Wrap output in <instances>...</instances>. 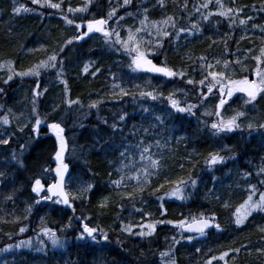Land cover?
I'll return each instance as SVG.
<instances>
[{
	"label": "trees",
	"instance_id": "1",
	"mask_svg": "<svg viewBox=\"0 0 264 264\" xmlns=\"http://www.w3.org/2000/svg\"><path fill=\"white\" fill-rule=\"evenodd\" d=\"M27 0H18V3H26ZM55 2V0H54ZM68 0H66L65 7ZM203 0H189L188 10H182L183 0H165L166 7L161 8L156 4V0H133L132 5L127 8L128 12H136L137 7L148 9L150 20H161L164 16H174L177 19L178 26L190 27L192 22L200 21L199 13L195 12L193 5H199ZM225 6L234 8L247 5L242 18L253 17L247 26L235 25L229 28V21L214 16L208 23L201 21L202 33L194 35H182L179 41H172L171 38L165 41L163 49L160 50L154 61L161 63L167 61L168 65L176 69H188V75L185 79L191 77L195 80L201 78L199 71V62L193 63L200 56H207L209 62L215 63V59L224 56V44L219 43L225 33L230 34L228 39L229 60H235L237 57L248 71L235 66L234 78H240L248 75L249 71L255 67V61L250 59V55L258 54L259 48L264 46V40L261 39L264 34L259 27L264 26V11L252 9V5L259 8L262 0H223ZM13 0H0V62L12 60L15 62L16 71H22L41 59H46L47 54L53 50L59 49L64 42L77 34L74 25H67L55 9H41L37 5L29 7L35 9L33 12L12 13ZM73 7L82 5L83 0H70ZM108 0H93L89 6V12L85 14H76L77 22L83 15L86 18H100L106 16L109 11ZM210 10L215 11V4L209 6ZM205 11V14L207 10ZM42 13V14H41ZM119 15H125V10L121 9ZM70 18H72L70 16ZM137 17L126 16L121 22V35L126 33L124 28L130 26H139ZM112 26H116L110 21ZM246 37L241 39V37ZM211 38V39H210ZM218 41L212 44V40ZM238 42V43H237ZM211 45V47H210ZM44 46L45 51H29L30 49H39ZM246 49H253V53L245 54ZM235 53V55H232ZM186 55L192 57L191 60L185 59ZM63 59L64 76L68 82L71 98L79 97L85 107L77 109L73 106L72 110L65 113L63 100L65 99L64 85L60 83L56 76V69H50L42 72L39 78L42 79L41 89L47 88L48 91L39 97L37 101L38 110L41 116L51 111L53 104H60V110L55 113L57 119L63 118L65 126V135L68 138V151L66 152L65 162L69 164V178L66 187L75 190L83 184L92 183L96 185L93 193L89 194V199L76 201V213L80 215L83 211L86 215L93 218V223L99 224L101 228L109 232L110 242L95 244L91 241H80L75 239L77 235V225L66 231H60L70 216L73 215L70 209L63 206L53 205L50 202H42L39 205H33L31 212L27 208L32 204L31 183L34 178L44 176L51 182L54 172L51 174L43 173V168H55L52 159L55 150V138L49 134L41 135L38 140H30L29 130L24 133H18L16 139L9 145H0V170L6 171L7 178L0 183V249L8 245L13 247L7 251H0V264H162L160 252L168 251L171 246V238L176 235L179 238L178 231L171 225H158L156 232L152 237L139 238L127 236L120 233V219L126 222L131 220L134 223L141 222V214L132 211V205L127 201H121L120 197L109 187L108 173H113V179L117 178L114 168L119 163V151L123 150L122 143H136L139 139L145 138L146 142H154L160 139L161 143L165 139L168 144L163 149L152 148V152L163 156V167L158 175L151 179L150 187L143 194V205L136 203V207L143 208L145 213H151L150 217H144L145 222H151L152 219L179 220L190 214L215 213L218 222L224 229L223 232H211L203 240L193 243L181 241L175 245L172 255L177 260V264H192L193 259L196 264L199 260L206 261L209 249L216 248L217 242L228 244L232 238L240 239L246 234L248 239L244 240L243 246L246 249H254L264 245L260 243L262 234L253 233L255 227L264 223V213L254 214L241 227L237 228L233 223L231 216L233 208H224L223 202L229 201L233 206L242 203L247 196L248 184H257L259 179L256 173L261 167H264V130L251 131L246 125L264 123V99L257 98L252 104L245 105L243 97L237 96L229 101L225 107V118L230 117L237 110H244L246 117L241 119V129L220 136H214L212 132L200 121L213 119L214 117H203L201 113L205 110L213 111L218 97L210 96L207 101L197 110L196 116L187 115L175 116L174 119L166 120V126L160 129H154L152 134L144 137V134L138 133L136 137H128L132 125L138 129L148 127L151 116L142 113L143 107H151L155 114L164 115L162 111L167 108V104L160 101H133L131 96L113 97L110 94V86L113 83L111 73L118 74L124 81L125 87H131L132 84H140L142 87L151 79L152 85L159 87L161 91L168 94L173 89H184L187 92L189 103H199L197 88L186 85L184 80L179 78L169 80L160 76L150 74L132 73L128 68L129 59L122 52L109 49L105 46L101 35H96L91 39H86L80 43L73 42L67 46L60 54ZM88 61H94L95 66L101 68V72L93 77L90 68L88 74H83V66ZM192 69H196L193 71ZM7 69H0V87L5 88V93L0 94V115L8 114L7 109H12V114L19 117L13 121V128L17 123H24L31 114V90L34 88L35 77H15L9 82L8 86L3 85V79L7 78ZM251 77V76H250ZM103 97L104 103L100 106L99 112L96 109H87L90 99ZM128 112L129 119L121 123L124 129L123 134H113L112 129L102 123V118L107 119L109 125L113 122L119 123L118 117L122 112ZM24 115L21 117L20 114ZM10 118H11V115ZM148 117L145 119V117ZM199 117V120L197 119ZM83 123L84 127L80 124ZM45 130V129H44ZM157 132L159 133L157 135ZM128 137V140H124ZM173 137H184L177 143ZM27 143L29 147L23 152L24 167H18L11 162L10 155L13 150L19 154V145ZM226 145L233 149L231 152H225L226 156H235V159H229L225 165H218L212 170H208L204 165V157L210 151ZM83 146V147H82ZM75 150V151H73ZM128 163V161H125ZM133 163L140 167L139 155L135 156ZM183 164V170L180 165ZM195 165V167H193ZM200 177V182L195 190L189 188L190 198L177 200L174 197L162 201L167 209L166 217L160 215V203L156 199L157 195L170 191L171 184H165V187L155 195L151 194L153 189L163 184L166 179L176 180L181 177H187L189 172ZM251 172L248 180L242 178V173ZM213 177L216 181L213 182ZM134 184L135 182H130ZM264 188V186H261ZM211 190V191H210ZM15 191V200L9 201L5 197ZM243 194L241 198L239 195ZM110 197V206L100 209L97 204L101 196ZM219 196L220 199H216ZM124 204L121 211L119 205ZM27 217V219H25ZM43 218V223L41 222ZM26 226V231L21 233L20 227ZM42 227H50L57 231V234L66 243L63 248H54L47 237L39 235ZM251 231L252 233H249ZM31 240L30 247H21L16 249L15 245L21 241ZM43 239L45 245L42 247L34 245V242ZM123 241L118 244L116 241ZM195 246H199L201 251L196 252ZM141 252L144 253L141 256ZM256 263L245 258L239 259L236 264ZM204 264V263H201Z\"/></svg>",
	"mask_w": 264,
	"mask_h": 264
},
{
	"label": "snow or ice",
	"instance_id": "2",
	"mask_svg": "<svg viewBox=\"0 0 264 264\" xmlns=\"http://www.w3.org/2000/svg\"><path fill=\"white\" fill-rule=\"evenodd\" d=\"M189 0H183L182 10H188ZM232 4H235V0H231ZM93 3V0H83L82 5L73 7L70 0L66 4V0H31V4L37 5L41 9H55L60 14L61 18L67 25H74L77 34L73 37L67 39L63 45H61L57 50H53L50 54H47L46 59H41L37 63L33 64L31 67L16 71L15 62L8 60L5 62H0V69H7V78L3 79V85L8 86L9 82L13 81L15 77H35L37 78L34 83L35 87L31 90V98L29 102L31 103V114L26 119L24 123H17L15 128H13V121L18 120L19 117L12 114V109L8 108L7 113L0 115V145L9 146L17 137L18 133H24L25 129L29 130L30 140H38L40 136L51 135L55 138V150L52 159L55 163V168L45 167L43 168V173L51 174L54 172L51 182L45 179L44 176H39L34 178L31 183V197L32 204L27 208V211L31 212L33 205H39L42 202H50L53 205L64 206L70 209L73 213L69 217L67 223L63 225L60 231H66L71 229L75 224L77 227V235L75 239L80 241H91L95 244H100L102 242H110L109 232L104 230L99 226V224L93 223V218L90 215H86L81 211L80 215H75L76 213V201L89 199V194L93 193L96 185L92 183H87L81 185L79 188L70 190L66 187L65 177L69 173V164L65 162V153L68 151V138L65 135L66 128L63 126V118L57 119L54 115L57 113L61 105L53 104L51 106V111L46 112L44 116L40 115L38 110L37 101L44 93L48 91L47 88L41 89L39 77L42 72L48 71L50 69H56V76L60 83L64 85L65 99L63 100V105L65 106V113L71 111L73 106L77 109H83L85 105L79 97L73 99L70 95V89L68 87V82L63 79L64 68L63 59L59 58L60 54L64 52L65 48L73 42L83 41L86 38L91 39L92 35L100 34L102 40L109 49L122 52L129 59L128 68L132 73H142V74H152L153 76H160L167 78L169 80L179 78L184 80L186 85H191L197 88V95L199 97V103H189L187 99H181V96L187 97V92L184 89H173L168 92L167 95L160 90L159 87L152 85L151 79L146 82L145 86L140 84H132L131 87H125L123 79L116 73H111L113 83L110 86V94L113 97H123L131 96L133 101L139 99L141 101H160L161 103L167 104V108L162 111L164 115H157L154 113L151 107H143L141 109L142 113H146L151 116L153 122L149 123L148 127H143L138 129L136 125H132L129 130L128 137H136L138 133H143L144 137H148L152 134L154 129H160L166 126V120L174 119L175 116L187 115L194 117L196 116L197 110L203 105L205 101L209 99L210 96L218 97V102L215 105L213 111L205 110L201 115L203 117L214 116L211 122L208 120H202L201 123L208 128L214 136H220L221 134H227L235 132L241 129V119L246 117V112L244 110H237L228 118H225L222 114V110L225 105L229 103L230 100L236 94H243L244 104H252L257 101V98L264 99V46L259 48L258 54L250 55V59L255 61V67L249 71L248 75H243L240 78H234L235 76V66L240 65L242 69L248 71L246 67L242 64L240 59L237 57L235 60H229L227 58L228 49V39L230 38L229 33H225V37L219 41V43L224 44V56L220 59H215V63L209 62L207 56H200L193 63L199 62V71L201 78L195 80L194 78H187L188 69H176L168 65L167 61L161 63H156L154 58L159 55L160 50L163 49L165 41L171 38L172 41H179L182 35H194L196 33H202L203 28L201 27V21L208 23L210 19L214 16L222 17L229 21V28L233 26H247L248 22L253 20V17L248 16L242 18L241 14L244 12L245 8L248 7L244 5L242 7L234 8L230 6H225L223 0H203L198 6L193 5L195 12L199 13L200 21L192 22L190 27L178 26L177 19L174 16H164L161 20H150L148 16V9L145 7H137L136 12H128L127 8L132 5L133 0H108L109 11L106 16H101L100 18H86L83 15L79 17L77 22L76 14H85L89 12V6ZM215 4L216 10H210L209 6ZM156 4L164 8L166 7L165 0H156ZM253 10L264 11V0H262L259 8L256 5L251 6ZM121 9L125 10V15H119ZM207 10L206 14L205 11ZM35 9L27 7L23 3H18V0H13L12 3V13L19 15L20 13L33 12ZM42 14V13H41ZM142 15L139 19V26H130L124 28L123 31L126 35L122 36L121 31L117 30L121 28V22L125 20L126 16L137 17V15ZM70 16L72 18H70ZM113 22L116 26L113 27L110 24ZM253 27H259L262 34H264V26L253 25ZM246 37H241L244 39ZM211 39V38H210ZM264 40V36L261 37ZM218 41L212 40V44H217ZM238 43V42H237ZM211 47V45H210ZM29 51H45L44 46L39 49H30ZM253 49H246L245 54L253 53ZM232 55H235L233 53ZM185 59L191 60L190 55H186ZM90 68H94L91 72L93 77H96L102 70L100 67L95 66L94 61H88L83 66V74H88ZM195 71L196 69H192ZM254 77V78H250ZM5 93V88L0 87V94ZM103 97H98L97 99H90L87 104V109L89 113L91 110L96 109L99 112L100 106L104 103ZM0 110H3V106L0 105ZM11 118H10V115ZM24 114L21 113L22 117ZM129 113L124 111L119 117V123L113 122L109 125L107 119L102 118V123L109 126L112 129L113 134H123L124 129L120 126L121 123L126 122L129 119ZM148 117L146 116L145 119ZM199 120V117H197ZM42 125L45 126L46 131L42 129ZM84 127L83 123L80 124ZM246 127L251 131L264 130V123L253 124L249 122ZM159 133L157 132V135ZM128 137H124V140H128ZM180 143L184 137H173ZM168 144V140L165 139L163 144L160 139H156L154 142H146L145 138L139 139L136 143H122L123 150L119 151V163L118 166L114 168L117 178L113 179V173L109 172V187L120 197L121 201H127L132 205V211L141 214V222L134 223L131 220L127 222L123 218L120 219V233L127 236H135L139 238L152 237L156 232L158 225H171L174 229L178 231L179 238L176 235L171 238V246L168 251L160 252V258L162 264H177V260L172 255L175 250V245H179L181 241H186L191 243L193 239L197 237L207 236L209 230L215 229L217 232H223L221 224L218 222L215 213L205 214L203 212L199 214H190L179 220H168V219H152L151 222H145L144 217H150L151 213H145L143 208H137L135 205L140 202L142 205L144 202L143 194L151 185V179L154 175H158L160 169L163 167V156L157 155L152 152V148L163 149ZM29 147L27 143L19 145V154L17 151L13 150L10 155L11 162H14L18 167L23 168L24 162L22 159L23 152ZM83 147V146H82ZM75 151V150H73ZM233 149L228 148L226 145H221L220 148L208 152L204 157V165L208 170L214 169L218 165H225L229 159H235V156H226L225 152H231ZM139 155V161L142 162L140 167H136L133 163L135 156ZM128 161V163H125ZM195 167V165H193ZM180 168L183 170L184 165L181 164ZM242 178L248 180L252 173L245 172L242 173ZM258 177H264V167H261L256 173ZM7 178L6 171L0 170V183H3ZM213 182L216 181V177H213ZM134 181L132 184L130 182ZM200 182V177L193 175L190 171L187 177H181L176 180L166 179L163 184H160L157 188L153 189L152 193L155 195L160 192L161 189L165 187V184L173 185L170 191L164 192L162 195H157L156 199L161 201L160 203V215L161 217H166L167 209L164 207L163 200L165 197L175 198L177 200H185L190 198V193L187 192L189 188L195 190ZM264 179H259L257 184H248L247 196L242 203L233 206L229 201L223 202L224 208H233L231 216L233 218V223L237 228L243 226L250 217L254 214L264 213ZM211 191V190H210ZM6 200H15V191L8 194L5 197ZM216 199H220L219 196ZM110 197L101 196L98 201L97 206L100 209H105L110 206ZM121 211L124 209V204L119 205ZM27 219V217H25ZM43 223V218L41 220ZM19 231L21 233L26 231V226L20 227ZM259 231L264 233V226L259 227ZM39 235L47 237V240L51 242L54 248H63L66 241L62 240L57 234V231L50 227H42L40 229ZM118 244H122L123 241L117 240ZM38 243L43 247L45 241L40 239ZM32 241L26 240L21 241L15 247H30ZM13 245H8L0 251L7 252ZM42 247L40 250H42ZM242 247H246L243 246ZM240 248H232L229 251L232 253H239ZM200 248H196V252L199 253ZM211 251V249H209ZM229 251H224L220 253L219 256L212 255L208 258L204 264H213L214 261H223L224 264H228ZM260 255L264 256V248H258L256 250ZM144 253L141 252V256Z\"/></svg>",
	"mask_w": 264,
	"mask_h": 264
},
{
	"label": "rangeland",
	"instance_id": "3",
	"mask_svg": "<svg viewBox=\"0 0 264 264\" xmlns=\"http://www.w3.org/2000/svg\"><path fill=\"white\" fill-rule=\"evenodd\" d=\"M26 3H27V5H28L29 7H33V6H34L33 4H31V0H27ZM113 27H115V26H113ZM250 78H251V77H250ZM34 87H35V84H34ZM237 96L243 97V94H236L233 98H235V97H237ZM233 98H232V99H233ZM227 105H228V104H227ZM225 107H226V105H225ZM224 110H225V108L222 110L223 114H225ZM213 117H214V116H213ZM213 119H215V117H214ZM213 119H209V122H211ZM261 226H264V223H262V224H260L259 226L255 227V229L253 230V233L256 232V234H257V233L262 234V237H261L260 243H263L262 238H264V233H261V232L259 231V227H261ZM214 232H216V231H214ZM214 232H213V233H214ZM249 233H252V232L249 231ZM206 237H207V236H205V237H197V238L193 239V241H192L191 243H193V242H195V241H198V240H203V239H205ZM245 239H248V237L246 236V234L242 235V238H240V239L232 238V239H231V242L228 243V244H222V245H221V244H220V241L217 242V244H216V245H217L216 248L211 249V251L208 252L209 254L207 255L206 260H207L208 258H210L212 255L219 256L220 253H222V252H224V251H229V250L232 249V248H240L241 250H240L239 253H232L231 251H229V257L226 258V259H228V264H236V263L239 261V259H241V258H245V260L248 259V260H251V261H253V262L256 261V263H253V264H264V256L260 255V254L256 251L258 248H264V245L258 246L257 248H254V249H251V248L246 249V248L242 247V245H243ZM34 243H35L37 246H40V247H41V245L38 243V241H37V242H34ZM189 244H190V243H189ZM263 244H264V243H263ZM196 248H199V246H195V249H196ZM203 258H204V257H203ZM203 258H202V260H203ZM202 260H199V264L204 263ZM192 264H196V262H195L194 259H193ZM213 264H224V262H223V261H214Z\"/></svg>",
	"mask_w": 264,
	"mask_h": 264
},
{
	"label": "water",
	"instance_id": "4",
	"mask_svg": "<svg viewBox=\"0 0 264 264\" xmlns=\"http://www.w3.org/2000/svg\"><path fill=\"white\" fill-rule=\"evenodd\" d=\"M69 174V173H68ZM68 174L66 175V177H65V181H66V179H67V176H68ZM66 208V207H65ZM211 230H209V232H210Z\"/></svg>",
	"mask_w": 264,
	"mask_h": 264
},
{
	"label": "bare ground",
	"instance_id": "5",
	"mask_svg": "<svg viewBox=\"0 0 264 264\" xmlns=\"http://www.w3.org/2000/svg\"><path fill=\"white\" fill-rule=\"evenodd\" d=\"M239 196L242 198L243 197V194H240Z\"/></svg>",
	"mask_w": 264,
	"mask_h": 264
}]
</instances>
